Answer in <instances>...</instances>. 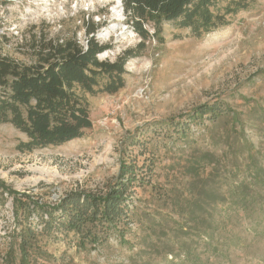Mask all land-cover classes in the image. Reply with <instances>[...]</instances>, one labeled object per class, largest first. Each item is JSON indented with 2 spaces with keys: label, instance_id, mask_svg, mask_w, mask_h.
<instances>
[{
  "label": "rangeland",
  "instance_id": "1",
  "mask_svg": "<svg viewBox=\"0 0 264 264\" xmlns=\"http://www.w3.org/2000/svg\"><path fill=\"white\" fill-rule=\"evenodd\" d=\"M243 2L200 36L164 22L121 88L85 94L81 137L21 152L25 134L0 121V264H264V0ZM116 5L0 0V53L28 63L39 35H93L113 60L141 41ZM117 186L119 221L92 219L82 195ZM33 202L63 208L50 220Z\"/></svg>",
  "mask_w": 264,
  "mask_h": 264
},
{
  "label": "trees",
  "instance_id": "2",
  "mask_svg": "<svg viewBox=\"0 0 264 264\" xmlns=\"http://www.w3.org/2000/svg\"><path fill=\"white\" fill-rule=\"evenodd\" d=\"M217 3L218 0H124L126 21L141 41L134 48L121 51L113 60L97 57L110 46L100 43L93 35L87 38L85 46L73 36L57 39L39 35L31 45L32 60L28 63L0 53V121L10 123L26 136L16 148L31 152L81 137L92 126L85 94L114 93L121 88L125 63L138 54L145 40L162 31L164 22L189 28L192 34L200 36L227 24L228 14L246 7L243 0H227L220 9ZM93 29L88 28L87 33ZM204 112H208L207 108ZM116 189L105 196L81 194L82 202L91 207L92 219L98 217L97 220L112 224L119 221L125 198L123 188ZM33 203L36 210H47L50 220L52 211L63 208L60 203L52 207ZM74 212L68 215V229L80 232L86 215L74 218Z\"/></svg>",
  "mask_w": 264,
  "mask_h": 264
},
{
  "label": "bare ground",
  "instance_id": "3",
  "mask_svg": "<svg viewBox=\"0 0 264 264\" xmlns=\"http://www.w3.org/2000/svg\"><path fill=\"white\" fill-rule=\"evenodd\" d=\"M113 15H115L116 17L120 16L121 15V12H120V9L116 8L115 6H113ZM114 16V17H115ZM120 18V17H119ZM118 27V24L116 23H113L110 27H107L103 30V34L105 36H108L111 32H113L116 28ZM124 32V31H122ZM102 34V35H103Z\"/></svg>",
  "mask_w": 264,
  "mask_h": 264
},
{
  "label": "built area",
  "instance_id": "4",
  "mask_svg": "<svg viewBox=\"0 0 264 264\" xmlns=\"http://www.w3.org/2000/svg\"><path fill=\"white\" fill-rule=\"evenodd\" d=\"M123 1H124V0H117V5H116V8L120 7L121 12L124 11V8H123ZM86 41H87V39H86ZM85 45H86V42H85L84 46H85Z\"/></svg>",
  "mask_w": 264,
  "mask_h": 264
}]
</instances>
